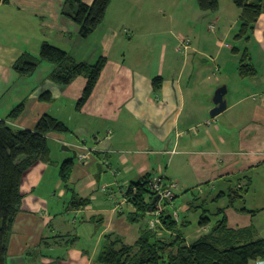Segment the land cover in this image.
Segmentation results:
<instances>
[{"label": "crops", "instance_id": "obj_1", "mask_svg": "<svg viewBox=\"0 0 264 264\" xmlns=\"http://www.w3.org/2000/svg\"><path fill=\"white\" fill-rule=\"evenodd\" d=\"M64 1H0V122L32 130L48 114L68 128L47 134L50 161H38L22 178L24 197L9 236L7 264H92L108 233L133 245L140 224L127 219L134 209L124 190L158 174L165 183L174 180L179 194L191 195L179 202L175 192L172 201L187 243L208 233L212 225L201 228L200 215L208 203L219 201L228 228L252 229L253 237L264 239V198L254 188L255 177L264 179V13L250 53L219 39L239 25L231 0L219 2L213 13L200 10L196 0H111L103 23L87 38L62 14L75 11ZM44 43L77 63L106 60L81 108L76 103L84 76L61 86L51 80L54 67L46 61L31 75L14 71L16 63L39 58ZM225 48H236L238 63L221 59ZM245 48L256 68L247 78L235 74ZM223 85L227 107L211 117L213 96ZM21 103V113L9 119ZM68 160L71 191L63 189L59 175ZM231 189L243 196L233 206L227 195L219 198ZM74 197L90 204L71 207ZM191 214H197L194 229Z\"/></svg>", "mask_w": 264, "mask_h": 264}, {"label": "trees", "instance_id": "obj_2", "mask_svg": "<svg viewBox=\"0 0 264 264\" xmlns=\"http://www.w3.org/2000/svg\"><path fill=\"white\" fill-rule=\"evenodd\" d=\"M196 1L202 11L213 13L219 9V0ZM231 1L240 13L235 37H245L248 40L259 17L264 13V0ZM110 2L111 0H93L91 5H87L83 0H65L64 6L69 3L75 6V11H63L62 14L76 24L81 38H87L103 23ZM42 61L53 65L51 80L61 86H68L78 76L86 78L87 83L76 103L77 108H81L91 96L106 63L103 58H99L94 65L77 63L67 52L44 43L39 58L16 63L13 69L19 74L31 75ZM236 68L243 78L256 74V68L250 62L246 48ZM41 99L46 98L42 96ZM23 106V103L16 106L8 118L15 119ZM67 131L68 128L62 121L48 114L42 115L32 130H13L5 121L0 122V264H7L9 236L24 197L21 193L24 174L38 161H50L47 134H64ZM72 167V160L64 161L60 166L59 175L66 191H71L69 181ZM151 181L152 178L144 177L137 182H131L123 193L125 202L134 209L127 214L128 221L140 224L137 241L128 245L114 233L105 234L92 264H259L264 260V239L253 237L252 229L228 228L223 207L216 208L211 214L203 208L198 225L201 228L209 226L212 216L213 225L208 233L187 243L180 228L182 223L173 215L176 212L172 203L174 196L171 202L160 201L152 190ZM222 195L230 198L231 206L243 198L236 189L222 193L219 198ZM89 204L88 198L77 200L74 197L71 200V207L74 208ZM158 205L162 208L161 223L156 228H150L149 220ZM240 211L247 210L243 208ZM146 218L148 222H145Z\"/></svg>", "mask_w": 264, "mask_h": 264}, {"label": "rangeland", "instance_id": "obj_3", "mask_svg": "<svg viewBox=\"0 0 264 264\" xmlns=\"http://www.w3.org/2000/svg\"><path fill=\"white\" fill-rule=\"evenodd\" d=\"M219 2H221V4H223L224 2H227V0H219ZM181 23V22H180ZM182 25V24H181ZM217 28L219 30L220 26L218 25L217 23ZM182 29V27H181ZM225 29L228 30L230 29V25H227L225 26ZM217 30V31H218ZM238 33V23L235 24L232 28V30H229V33L224 36L222 34H220V37L219 39L223 42V43H227L229 44L230 46L232 47H236L237 49H243L244 47H247L248 51H250V53L252 52V50L255 48V46L257 45V42L255 41V37H254V34H250V38L247 40L245 37H241V38H236L235 35ZM224 38H223V37ZM190 40L191 37H189ZM217 41V40H216ZM215 44V42L212 41V46ZM223 50V55H221V59L223 61H227V60H232L233 62L232 63H238V55L235 56L234 51L230 50V49H222ZM226 56L228 59H226ZM230 56H235V57H230ZM93 63V62H92ZM226 66H224L225 68ZM239 72L236 70V73L235 74H238ZM226 86V85H225ZM58 153H61V147L58 146L57 150H56ZM167 183H176L174 180H172L171 182H167ZM120 184H122V181L120 182ZM125 185V184H124ZM254 185L255 187L254 188H257L258 191H259V197L261 199L264 198V179L262 180H258L256 177L254 178ZM124 187V186H123ZM123 187L121 189H123ZM178 187V186H177ZM177 187L173 188V193H175L177 191ZM112 189H115V187H113ZM118 192V191H116ZM178 193L177 195V198L179 200V202H184L185 199H191V195L189 193L185 194L183 191L179 194V192H176ZM117 201H121V196L120 195H117ZM118 203V202H117ZM223 203L221 201H219L218 203L216 204H212V203H208V207L206 206L205 209L208 208L209 212L213 213V211L218 208V207H222ZM237 205H240V203H237ZM178 212V211H177ZM210 214V213H208ZM213 218V217H211ZM191 219L194 220L193 224H192V228L194 229V227L196 225V221H197V214H191ZM213 222H214V219L211 220V223L210 225H213ZM261 232L263 233L262 235H264V220H261ZM191 228L190 231H192L193 229Z\"/></svg>", "mask_w": 264, "mask_h": 264}, {"label": "built area", "instance_id": "obj_4", "mask_svg": "<svg viewBox=\"0 0 264 264\" xmlns=\"http://www.w3.org/2000/svg\"><path fill=\"white\" fill-rule=\"evenodd\" d=\"M211 28L214 29V26H211ZM187 44H188V41H186L185 45ZM81 158L83 159L85 158V156H82ZM151 187L154 193L160 199V201L171 202L174 196L173 188L176 187V183H165L163 181V176L161 174H158L152 178ZM161 210H162L161 205H158L156 211H154V214L149 220L150 228H156L157 226L160 225ZM173 215L175 218L178 217L177 212H174Z\"/></svg>", "mask_w": 264, "mask_h": 264}, {"label": "water", "instance_id": "obj_5", "mask_svg": "<svg viewBox=\"0 0 264 264\" xmlns=\"http://www.w3.org/2000/svg\"><path fill=\"white\" fill-rule=\"evenodd\" d=\"M227 92V88L225 85L221 86L220 88H218L213 96V105L214 107L210 110L209 115L211 117H215L217 115H219L220 113H222L226 107V101L224 100V96ZM65 150H70L69 148H65ZM73 152V151H72ZM76 154L75 152H73V157H75Z\"/></svg>", "mask_w": 264, "mask_h": 264}, {"label": "bare ground", "instance_id": "obj_6", "mask_svg": "<svg viewBox=\"0 0 264 264\" xmlns=\"http://www.w3.org/2000/svg\"><path fill=\"white\" fill-rule=\"evenodd\" d=\"M127 187V186H126ZM126 192V191H125ZM153 210V209H152Z\"/></svg>", "mask_w": 264, "mask_h": 264}]
</instances>
